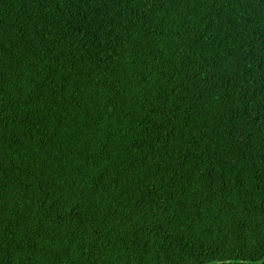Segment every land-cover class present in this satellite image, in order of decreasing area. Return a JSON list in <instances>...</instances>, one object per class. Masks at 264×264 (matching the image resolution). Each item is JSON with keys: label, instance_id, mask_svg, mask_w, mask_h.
<instances>
[{"label": "trees", "instance_id": "obj_1", "mask_svg": "<svg viewBox=\"0 0 264 264\" xmlns=\"http://www.w3.org/2000/svg\"><path fill=\"white\" fill-rule=\"evenodd\" d=\"M0 264H264V0H0Z\"/></svg>", "mask_w": 264, "mask_h": 264}]
</instances>
